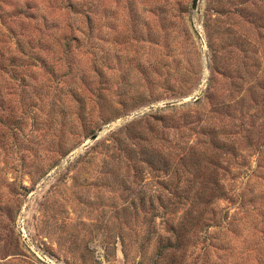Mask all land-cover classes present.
Here are the masks:
<instances>
[{
    "label": "rangeland",
    "instance_id": "obj_1",
    "mask_svg": "<svg viewBox=\"0 0 264 264\" xmlns=\"http://www.w3.org/2000/svg\"><path fill=\"white\" fill-rule=\"evenodd\" d=\"M72 1L71 86L109 91L0 134V264H264V0Z\"/></svg>",
    "mask_w": 264,
    "mask_h": 264
},
{
    "label": "trees",
    "instance_id": "obj_2",
    "mask_svg": "<svg viewBox=\"0 0 264 264\" xmlns=\"http://www.w3.org/2000/svg\"><path fill=\"white\" fill-rule=\"evenodd\" d=\"M64 1L68 3L64 7L58 5L37 10L32 14V11L26 8L16 7L8 10L4 7L5 0H0V134L10 141L11 146H17L18 139L26 141L22 138V133L27 121L37 122L43 119L45 122H50L54 114L65 111L67 105L64 100L78 99L81 103L80 109L85 112V91L92 95L96 94L99 98L109 91V86L106 88V85L100 82L103 77H106L103 72L92 76L95 82L91 81L86 86H71L74 82L70 80L72 76L69 49L73 41L78 42L80 39L73 36L74 32L68 24V16L74 13L87 20L88 9L84 8L80 1ZM79 32L82 34L81 31ZM51 37L55 38V43L52 45L48 43ZM48 53H52L54 57L56 54L58 56L53 62H48ZM64 62L65 64L61 66ZM47 66L53 68L51 77L46 80L43 78L45 80L43 83V79H40L32 85L31 81L36 78L30 74L43 71ZM63 67L66 68L64 74H62ZM68 79L71 82H67ZM98 79L100 80L96 85ZM52 81H54L55 89L49 86L51 84H46ZM60 82L65 83V86L59 88ZM36 86L37 88H32ZM15 87L20 89L21 93H25L19 99L28 98V102L24 104L20 103L21 100H17L18 107L10 109L7 113L8 108L5 107V103L17 96ZM28 88H31V92H27ZM55 91L56 93L53 94ZM142 120L129 124L123 129L125 132L132 133L130 137H135L138 144L145 138V132L131 129ZM157 154L160 153L144 151L141 155L150 165L158 164L168 167L170 161L163 157L157 160L155 158Z\"/></svg>",
    "mask_w": 264,
    "mask_h": 264
},
{
    "label": "water",
    "instance_id": "obj_3",
    "mask_svg": "<svg viewBox=\"0 0 264 264\" xmlns=\"http://www.w3.org/2000/svg\"><path fill=\"white\" fill-rule=\"evenodd\" d=\"M196 3H197V0H194V5H193V8L196 7ZM103 133H98L96 136H94L92 139H91V142H93L94 140L98 139Z\"/></svg>",
    "mask_w": 264,
    "mask_h": 264
},
{
    "label": "built area",
    "instance_id": "obj_4",
    "mask_svg": "<svg viewBox=\"0 0 264 264\" xmlns=\"http://www.w3.org/2000/svg\"><path fill=\"white\" fill-rule=\"evenodd\" d=\"M44 261V260H43Z\"/></svg>",
    "mask_w": 264,
    "mask_h": 264
}]
</instances>
